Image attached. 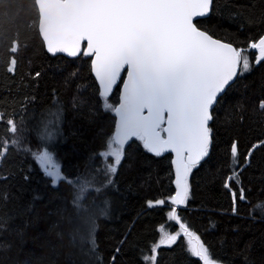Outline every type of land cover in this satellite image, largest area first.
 I'll use <instances>...</instances> for the list:
<instances>
[{
    "label": "trees",
    "instance_id": "16d2710c",
    "mask_svg": "<svg viewBox=\"0 0 264 264\" xmlns=\"http://www.w3.org/2000/svg\"><path fill=\"white\" fill-rule=\"evenodd\" d=\"M17 15L15 23H10ZM0 17L4 20L0 27V112L5 113V120L13 117L23 129L18 134L24 147H47L68 180L95 177V186L101 190L88 192L83 205L95 220L99 264H146L143 256L149 255L150 247L159 241L160 226L171 233L179 230L167 219L170 204L147 206V201L167 200L175 192L171 154H151L132 138L117 172L111 176L112 183L107 184L98 153L105 150L107 138L114 132L115 117L104 108L90 58L47 53L41 38L28 27L34 19L30 0H8L0 7ZM195 23L218 39L247 48L250 41L264 35V0H213L207 17ZM17 33L21 47L16 54L15 74H11L5 64L10 55L8 47ZM248 54L254 62L255 50ZM258 68L256 65L238 76L218 98L209 124V155L192 170L190 198L178 208L182 220L222 264H264V216L260 210L252 211L264 196L254 202L244 200L245 212L236 214L226 204L204 206L198 188V178L219 162L226 175L231 176L233 171L238 174L239 184L232 181L237 193L244 189L237 172L239 156L234 162L231 145L240 137L250 148L264 141V111L256 104L240 102L230 118L224 119L223 114L232 99L246 96ZM120 84L107 98L114 106ZM263 97L264 74L254 90V101ZM54 104L63 109L62 134L51 143H42L37 136L41 120ZM6 127L0 122V136L10 138ZM244 180L254 189L264 185V146L249 156ZM74 190L63 180L53 186L28 152L10 149L0 161V264H80L84 259L82 248L87 246L79 237L75 244L72 241L73 228L80 224L72 204ZM186 248L187 238L183 236L171 247L161 246L156 264H201Z\"/></svg>",
    "mask_w": 264,
    "mask_h": 264
},
{
    "label": "snow or ice",
    "instance_id": "6c2138e0",
    "mask_svg": "<svg viewBox=\"0 0 264 264\" xmlns=\"http://www.w3.org/2000/svg\"><path fill=\"white\" fill-rule=\"evenodd\" d=\"M7 3L8 0H0V7ZM212 5L213 0H30L34 19L28 27L41 38L46 51L53 56L65 53L70 57L90 58L104 108L118 117L105 150L98 153L104 165L100 171L107 184L112 183L111 176L117 172L125 155V145L132 138L156 156L166 152L175 154L171 161L175 169L174 194L167 200H149L147 206L170 204L167 219L174 221L179 230L171 233L164 225L160 226L159 241L150 247L149 255L143 256L146 264H156L158 249L171 247L181 236L187 238V253L198 258L201 264H222L182 220L178 208L190 198L192 170L209 155L213 106L238 76L264 62V35L250 41L247 48L214 38L194 22V18L207 16ZM18 6L22 9V5ZM17 18L18 15L9 22L15 23ZM3 23L0 17V27ZM20 47L17 33L8 47L7 73L15 74ZM250 50H255L254 62L250 61ZM125 72L126 78H123ZM118 82L122 83V91L119 106H114L107 98ZM259 109L264 111V100L260 101ZM62 119V107L54 104L41 120L38 139L42 143L54 141L62 134ZM0 122L7 125L4 131L10 134V138L0 136V161L10 149L22 150L33 157L53 186L62 180L73 185L72 204L80 224L73 228L72 241L75 244L79 237L81 244L87 246L82 248L84 259L80 264H99L95 220L83 205L88 192L101 190L95 186V177L68 180L47 147L33 150L23 146L18 134L23 129L13 117L5 120V113L0 112ZM261 146L264 141L252 145L248 155ZM230 150L235 162L238 156L235 142ZM231 181L239 184L235 171L224 184L230 191ZM237 195L232 191L234 213ZM238 198L247 199L242 187ZM257 210L264 216V201H258L252 209ZM104 212L101 209V214Z\"/></svg>",
    "mask_w": 264,
    "mask_h": 264
},
{
    "label": "rangeland",
    "instance_id": "374dc122",
    "mask_svg": "<svg viewBox=\"0 0 264 264\" xmlns=\"http://www.w3.org/2000/svg\"><path fill=\"white\" fill-rule=\"evenodd\" d=\"M258 66L259 68L255 73L254 79L248 83L246 96L241 99H232L228 103L227 108L224 110V119H228L231 117L232 109L240 102L245 103L249 106H252L254 104L259 106L260 101L264 100L263 97L257 102L254 101V90L264 74V62H262ZM237 147L239 156V167L237 172L239 173L241 181L243 183L244 194L246 198L249 201L254 202L264 196V185H262L259 189H254L249 185L248 182L244 180L245 166L248 161V153L251 148L245 144L241 137L238 139ZM228 177L229 175L223 173L219 162H217V164L214 165L208 172L203 173L198 178V188L201 191L200 201L204 206L211 207L226 204L233 211L234 203L232 191H236V188L234 187L232 181L230 182L232 191L224 187V184L227 181ZM237 194L239 195V193ZM238 195L235 201V213L243 214L245 212L244 200H240L238 198Z\"/></svg>",
    "mask_w": 264,
    "mask_h": 264
},
{
    "label": "water",
    "instance_id": "95a60500",
    "mask_svg": "<svg viewBox=\"0 0 264 264\" xmlns=\"http://www.w3.org/2000/svg\"><path fill=\"white\" fill-rule=\"evenodd\" d=\"M210 13V12H209ZM205 17H207V16H205ZM205 17H203V18H205ZM197 19H200V18H194V22L197 20ZM203 30V29H202ZM214 37V36H213ZM214 38H216V37H214ZM218 39V38H217ZM223 41V40H222ZM225 42H227V41H225ZM45 50H46V48H45ZM47 52V51H46ZM48 53V52H47ZM50 54V53H49ZM57 55H63V56H65V57H68V58H73V57H70V56H68L67 54H65V53H59V54H57ZM90 68H91V60H90ZM91 73H92V71H91ZM92 76L94 77V79H95V75H94V73H92ZM122 76H123V78H126V72L125 73H122ZM95 81H96V79H95ZM96 83H97V85H98V88H99V83H98V81H96ZM119 83V82H118ZM233 83V82H232ZM115 87L116 86H114V88H113V90L115 89ZM121 91H122V83L120 84V87H119V95H118V103L115 105V106H119V96H120V93H121ZM111 94V93H110ZM109 94V95H110ZM222 95V94H221ZM220 95V96H221ZM219 96V97H220ZM218 97V98H219ZM215 106V105H214ZM214 106H213V108H214ZM112 114L114 115V117H115V121L118 119V117H116V115H115V113L114 112H112ZM211 122V121H210ZM210 122H209V124H210ZM114 130H115V126H114ZM114 133V132H113ZM130 142V141H129ZM128 142V143H129ZM127 143V144H128ZM126 144V145H127ZM125 145V146H126ZM166 153H170L171 154V161L173 160V159H175V154L174 153H171V152H166ZM151 154H153V153H151ZM165 154V153H164ZM206 158V157H205ZM204 158V159H205ZM203 159V160H204ZM202 160V161H203ZM172 168H173V172H174V176H173V181H174V179H175V169H174V165L172 164ZM173 184H174V182H173ZM174 187H175V184H174ZM179 207H181V206H179Z\"/></svg>",
    "mask_w": 264,
    "mask_h": 264
}]
</instances>
